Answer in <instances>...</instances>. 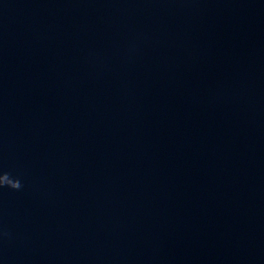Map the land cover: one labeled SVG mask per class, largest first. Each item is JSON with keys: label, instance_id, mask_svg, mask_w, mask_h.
Wrapping results in <instances>:
<instances>
[{"label": "water", "instance_id": "1", "mask_svg": "<svg viewBox=\"0 0 264 264\" xmlns=\"http://www.w3.org/2000/svg\"><path fill=\"white\" fill-rule=\"evenodd\" d=\"M0 264H264V0H0Z\"/></svg>", "mask_w": 264, "mask_h": 264}, {"label": "clouds", "instance_id": "2", "mask_svg": "<svg viewBox=\"0 0 264 264\" xmlns=\"http://www.w3.org/2000/svg\"><path fill=\"white\" fill-rule=\"evenodd\" d=\"M10 187L12 189H19L21 187L18 179H13L8 173L0 174V187Z\"/></svg>", "mask_w": 264, "mask_h": 264}]
</instances>
